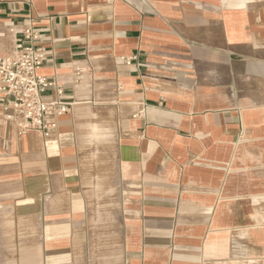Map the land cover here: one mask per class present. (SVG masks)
<instances>
[{
	"label": "crops",
	"instance_id": "obj_1",
	"mask_svg": "<svg viewBox=\"0 0 264 264\" xmlns=\"http://www.w3.org/2000/svg\"><path fill=\"white\" fill-rule=\"evenodd\" d=\"M28 27L71 106L18 137L0 84V264H264V0H0Z\"/></svg>",
	"mask_w": 264,
	"mask_h": 264
},
{
	"label": "built area",
	"instance_id": "obj_2",
	"mask_svg": "<svg viewBox=\"0 0 264 264\" xmlns=\"http://www.w3.org/2000/svg\"><path fill=\"white\" fill-rule=\"evenodd\" d=\"M38 41V33L28 27L16 39L13 54L0 52V84L7 97L5 111L16 135L35 133L47 139L71 105L62 100L63 88L58 81L38 74L45 58ZM49 90L54 91L55 99L44 98Z\"/></svg>",
	"mask_w": 264,
	"mask_h": 264
}]
</instances>
